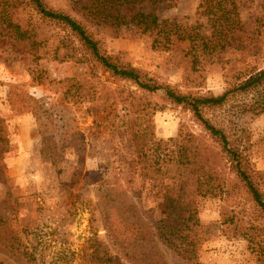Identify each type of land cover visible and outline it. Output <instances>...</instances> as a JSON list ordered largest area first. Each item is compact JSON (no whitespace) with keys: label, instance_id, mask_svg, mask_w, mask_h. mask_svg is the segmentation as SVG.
Segmentation results:
<instances>
[{"label":"rangeland","instance_id":"374dc122","mask_svg":"<svg viewBox=\"0 0 264 264\" xmlns=\"http://www.w3.org/2000/svg\"><path fill=\"white\" fill-rule=\"evenodd\" d=\"M22 1L15 14L24 24L32 23L33 51L0 36V119L9 141L0 175V220L7 222L5 228L15 241L21 238L35 264L55 262L64 250L89 252L94 236L99 251L125 264H140L129 257L140 249L137 242L131 238L119 248L108 237L104 183L124 189L139 211H151L148 217L154 221L165 218L169 204L162 192L168 181L159 184L141 174L132 130L151 124L154 137L167 140L181 132L203 135V129L189 109L167 100L163 90L144 92L133 82L112 76L68 29L41 17L28 0ZM43 1L62 12H71L74 4V0ZM233 1L244 27L242 48L236 42L223 52L217 48L212 61L204 59L196 68L184 58L188 41L153 50L149 37L136 38L87 22L86 26L102 53L121 66L182 95L217 97L264 69V0ZM200 3L176 0L172 7L156 5L154 12L159 19H176L209 36L213 29ZM142 10L151 8L143 3ZM5 16L0 8V18ZM262 86L264 82L261 88L233 93L221 105L204 107L202 113L225 130L261 172L254 181L264 194V115L253 109ZM247 201L244 196L239 200L250 211ZM220 205L217 197L198 199L195 218L201 229H209L197 245L195 262L157 242L159 255L168 264H263L251 244L216 226ZM148 217L143 220L150 224ZM0 259L26 264L6 249H0Z\"/></svg>","mask_w":264,"mask_h":264},{"label":"trees","instance_id":"16d2710c","mask_svg":"<svg viewBox=\"0 0 264 264\" xmlns=\"http://www.w3.org/2000/svg\"><path fill=\"white\" fill-rule=\"evenodd\" d=\"M28 1L41 17L68 29L83 44L93 60L112 76L131 81L144 92L163 90L167 100L189 109L203 129V135L194 136L181 132L179 137L167 140L156 139L151 124L132 130L136 165L141 174L145 177L148 175L146 178L157 179L159 184L168 181L162 193L169 206L163 212L165 218L154 221L149 218L151 211H139L136 204L125 196L124 189L119 188L116 183L105 182L104 198L108 209L105 222L111 243L120 248L128 245L132 238L140 245V249L129 257L139 259L140 264H168L156 250L157 242L171 248L187 262L193 263L197 256V245L209 229H201L195 218L198 199L217 197L221 205L220 220L216 226L229 237L234 235L246 240L257 250V255L264 264V194L258 190L254 181L261 172L256 170L240 146L231 141L229 134L211 123L202 113L204 107L221 105L233 93L247 92L256 86L261 88L264 69L252 79L233 86L217 97L182 95L105 56L86 26L87 22L111 28L116 32L123 30L136 38L149 37L153 50H168L179 42L188 41L190 48L184 58L192 68H196L204 59L212 61L217 48L223 52L233 48L235 42L237 47L240 44L242 48L241 38L244 33H240L244 27L241 25L235 2L201 0L199 8L208 17L213 29L207 36L201 35L196 27L182 25L176 19H159L154 12L155 6L166 4L172 7L176 0H74L70 10L77 18L71 12L48 8L43 0ZM21 2L23 1L0 0V8L7 13V16L0 18V24H5L0 25V31L3 32L0 36L8 41L27 45L33 51L36 42L32 38V35L35 36L34 32L29 29L32 23L24 24L22 18L15 14ZM143 3L149 5V12L142 10ZM263 88L262 86L261 90L264 94ZM263 94L255 102V108L251 107L257 114L264 115ZM27 100L34 103L31 97H27ZM1 128L0 119V175L3 173L4 154L9 150V141L3 136ZM243 196L251 204L250 211L239 202ZM147 217L150 224L143 220ZM6 223L5 220H0V249L20 256L26 264H35L21 238L18 237L15 241V237L8 234ZM95 237L91 238L89 252H85L84 248L78 250L77 254L64 250L50 264H125L108 253L99 251V246L93 241ZM67 256L72 258L62 260L67 259ZM0 264L14 263L0 259Z\"/></svg>","mask_w":264,"mask_h":264}]
</instances>
